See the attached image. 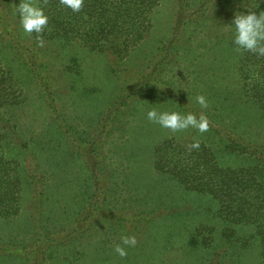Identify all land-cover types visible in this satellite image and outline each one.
<instances>
[{"label": "rangeland", "instance_id": "rangeland-1", "mask_svg": "<svg viewBox=\"0 0 264 264\" xmlns=\"http://www.w3.org/2000/svg\"><path fill=\"white\" fill-rule=\"evenodd\" d=\"M155 2L144 39L117 55L60 36L32 47L16 14L19 0H0V65L19 89L15 103L0 107V125L17 134L12 161L22 180L25 166L46 170L42 196L22 184L19 211L0 217V248H9L0 252V264H208L224 226L218 203L158 170L155 153L166 141L184 146L195 138L219 163L238 166L224 133L264 142V109L243 95L237 70L243 52L233 43L232 24L236 12L264 11V0H185L187 22L177 34L176 0ZM199 5L203 13L189 20ZM24 43L33 66L15 51ZM155 65L158 81L143 84L124 105L113 104ZM201 94L206 109L194 99ZM152 108L204 111L209 130L172 133L147 119ZM199 225L212 229L209 248L200 244L203 227L199 242L190 241ZM251 228L235 227L245 236ZM121 235L137 240L125 246V257L114 251ZM250 246L243 264L258 262L260 244Z\"/></svg>", "mask_w": 264, "mask_h": 264}, {"label": "trees", "instance_id": "trees-1", "mask_svg": "<svg viewBox=\"0 0 264 264\" xmlns=\"http://www.w3.org/2000/svg\"><path fill=\"white\" fill-rule=\"evenodd\" d=\"M155 1L84 0L83 9L80 12H73L70 8L62 6L59 0H48L47 6H44L48 25L42 33L43 39L48 36H60L64 40H76L90 49L124 55L144 39L151 26L150 19ZM184 1L176 0L178 9L174 34L179 31L180 23L185 26L187 22V3ZM214 2L216 3V0ZM209 8L216 11V6L212 5ZM191 13L187 16L189 20L201 15L203 8L199 5ZM36 35L31 34V39H34L32 47H35ZM169 44L172 47V38ZM176 44L179 45V39ZM16 47L15 51L23 57V62L33 66L29 61L34 54L25 58L27 56L25 53H29L31 49L25 43L23 46L17 44ZM242 52L237 70L245 93L243 95L252 106L264 109V56L245 50ZM157 73L159 72L155 65L142 77L143 82L141 80L140 83L133 84L132 92L126 94L124 99L119 97L113 104L124 105L127 98L143 84L158 81ZM37 75L39 79L41 76L38 72ZM18 91L19 89L9 83L8 76L0 65V107L15 103ZM116 109L109 114V120L112 118L113 121L116 118L118 111ZM16 135L12 125H0V217L4 218L12 217L19 211L22 184L28 183L32 193L39 197L44 193L46 170L36 165L32 168L25 166L23 173L27 180H22V175L12 161V141ZM224 136L227 141L223 137L220 138L223 142L226 141L225 148L241 161L238 166L219 163L213 151L202 142L199 149L189 152L186 149L189 143L183 146L179 143L173 144L171 141L157 147L155 166L158 170L172 173L188 188L210 194L216 199L218 213L223 218L224 226L218 246L212 252L208 264H222L223 261H227L228 264H243L248 253L254 248L250 246L254 242L260 244L256 246L258 252L254 253L258 260L256 264H264V142H249L228 133H224ZM246 225L252 226L249 236L238 235L235 227ZM199 226L191 234L190 241L195 244L199 242L198 236L201 235L203 227L206 235H202L200 244H203L204 248H209L212 243L209 237L212 229ZM48 232L45 231L44 235H48ZM8 251L9 248H0V252Z\"/></svg>", "mask_w": 264, "mask_h": 264}, {"label": "clouds", "instance_id": "clouds-1", "mask_svg": "<svg viewBox=\"0 0 264 264\" xmlns=\"http://www.w3.org/2000/svg\"><path fill=\"white\" fill-rule=\"evenodd\" d=\"M59 3L73 12H80L84 6V0H59ZM47 4L48 0H19V4L16 5V14L23 31L29 36L36 33L35 39L39 47L45 44L42 33L48 25V17L44 13V6ZM232 24L235 26L233 43L236 45V50H245L264 56V11L259 14L252 9H248L247 13L236 12ZM194 99L201 109L208 107V101L204 95H197ZM146 115L149 121L159 124L172 133L183 132L189 128L196 129L200 133L209 130V120L204 111L198 114L192 112L181 114L176 111H157L152 108ZM199 147L200 142L195 138L186 145L189 152ZM136 243L135 236L121 235L120 243L115 244L114 251L119 256L125 257L127 255L125 246L134 247Z\"/></svg>", "mask_w": 264, "mask_h": 264}]
</instances>
